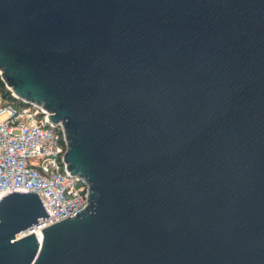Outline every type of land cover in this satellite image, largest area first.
Instances as JSON below:
<instances>
[{
    "label": "water",
    "instance_id": "1",
    "mask_svg": "<svg viewBox=\"0 0 264 264\" xmlns=\"http://www.w3.org/2000/svg\"><path fill=\"white\" fill-rule=\"evenodd\" d=\"M0 70L89 185L0 195V264H264V0H0Z\"/></svg>",
    "mask_w": 264,
    "mask_h": 264
},
{
    "label": "built area",
    "instance_id": "2",
    "mask_svg": "<svg viewBox=\"0 0 264 264\" xmlns=\"http://www.w3.org/2000/svg\"><path fill=\"white\" fill-rule=\"evenodd\" d=\"M0 77L11 95L19 98L1 70ZM49 114L41 104L16 103L0 87V195L15 188L41 193L53 214L33 226L32 231L40 232V241L45 226L74 216L86 206L89 191L84 179L65 169L64 130L62 125L50 124Z\"/></svg>",
    "mask_w": 264,
    "mask_h": 264
},
{
    "label": "trees",
    "instance_id": "3",
    "mask_svg": "<svg viewBox=\"0 0 264 264\" xmlns=\"http://www.w3.org/2000/svg\"><path fill=\"white\" fill-rule=\"evenodd\" d=\"M0 87L3 91V93L5 95H7L8 97H10L11 99H13L16 103L18 104H26L23 100H21L20 98H16L14 96L11 95L10 91L6 88L4 81L1 79L0 77Z\"/></svg>",
    "mask_w": 264,
    "mask_h": 264
},
{
    "label": "bare ground",
    "instance_id": "4",
    "mask_svg": "<svg viewBox=\"0 0 264 264\" xmlns=\"http://www.w3.org/2000/svg\"><path fill=\"white\" fill-rule=\"evenodd\" d=\"M40 233V232H39Z\"/></svg>",
    "mask_w": 264,
    "mask_h": 264
}]
</instances>
